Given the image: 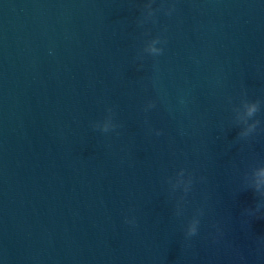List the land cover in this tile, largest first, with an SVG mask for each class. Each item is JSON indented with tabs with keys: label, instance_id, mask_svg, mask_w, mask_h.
Masks as SVG:
<instances>
[{
	"label": "water",
	"instance_id": "1",
	"mask_svg": "<svg viewBox=\"0 0 264 264\" xmlns=\"http://www.w3.org/2000/svg\"><path fill=\"white\" fill-rule=\"evenodd\" d=\"M262 168L264 0H0V264H264Z\"/></svg>",
	"mask_w": 264,
	"mask_h": 264
},
{
	"label": "clouds",
	"instance_id": "2",
	"mask_svg": "<svg viewBox=\"0 0 264 264\" xmlns=\"http://www.w3.org/2000/svg\"><path fill=\"white\" fill-rule=\"evenodd\" d=\"M151 51H156L155 49H150ZM51 54V53H50ZM256 111V106L254 104H249L247 106V112L249 115H251L252 113H254ZM257 174L259 176H264V168L259 169ZM188 235H195L196 229L194 226L190 225L187 229Z\"/></svg>",
	"mask_w": 264,
	"mask_h": 264
}]
</instances>
